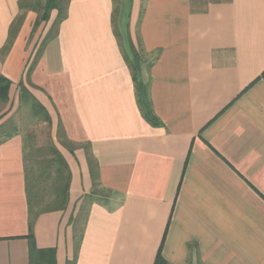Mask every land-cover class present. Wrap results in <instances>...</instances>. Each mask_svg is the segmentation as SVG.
I'll return each mask as SVG.
<instances>
[{"label":"crops","instance_id":"0c3cea01","mask_svg":"<svg viewBox=\"0 0 264 264\" xmlns=\"http://www.w3.org/2000/svg\"><path fill=\"white\" fill-rule=\"evenodd\" d=\"M19 4L0 0V52ZM114 10L70 0L38 57L28 12L0 60L10 100L23 81L49 112L72 173L37 248L57 264H264V0H119L118 36ZM1 135L0 264H29L24 138Z\"/></svg>","mask_w":264,"mask_h":264},{"label":"trees","instance_id":"16d2710c","mask_svg":"<svg viewBox=\"0 0 264 264\" xmlns=\"http://www.w3.org/2000/svg\"><path fill=\"white\" fill-rule=\"evenodd\" d=\"M113 1L115 4L113 24L115 26V34L118 36L117 16L119 0ZM69 4L70 0H20L19 15L10 26L7 42L0 54L5 56L11 51L14 42L23 27L28 12H33L37 15L32 32H34L42 23H49L53 18V14H55V17L52 26L58 31L60 25L67 18ZM56 34L53 37H46L45 44L50 39L54 38ZM130 67L133 72L139 105L141 106L146 119L149 122L156 124L157 120L153 116L148 103L146 86L138 78L140 72L139 61L135 60L131 62ZM11 86L12 82L5 76L0 75V102L5 104L9 103ZM18 87L20 105L32 110L37 115H41L43 117V124L51 129L52 122L47 109L32 96L23 81L19 83ZM2 128L3 125L0 126V131ZM1 134H3V132H0V135ZM12 136L13 134L5 137V139H9ZM28 140L29 139L26 138L23 139L26 192L29 209V234L27 235V239H29L30 242L29 264H57L55 250L37 248L34 237V226L41 215L67 209L70 197L71 173L67 161L56 146L51 134L49 135V144L45 148L48 155H38L39 159H42L40 162L38 158H35L33 153L28 151ZM40 151L41 149L38 150V152ZM35 166H37L38 169ZM98 194L99 192L97 190L94 191L90 199H93V197ZM100 197L106 198L108 195ZM155 264H167L161 257L160 253Z\"/></svg>","mask_w":264,"mask_h":264},{"label":"rangeland","instance_id":"374dc122","mask_svg":"<svg viewBox=\"0 0 264 264\" xmlns=\"http://www.w3.org/2000/svg\"><path fill=\"white\" fill-rule=\"evenodd\" d=\"M37 16V15H36ZM54 17L51 19L49 23H42L34 32H32L33 25H31V33L29 36L27 35V43L28 47H33L35 49V57H38L41 50L45 46L46 37H53L57 30L53 28ZM15 43V42H14ZM2 55H0V60L2 59ZM14 100H10L9 103H3L0 106V124H3V128L0 132H3L1 135V139L5 138L14 133H20L22 137L28 140V151L35 155V158L39 159V156L48 155L47 150H45L46 146L49 144V135H52V138L58 147L59 145H65V142L62 140V135L59 133L56 138L55 133L53 132V127L50 129L46 125L43 124V117L41 115H37L32 110L23 107L19 104L16 106ZM56 138V139H55ZM67 147V146H64ZM68 148V147H67ZM38 152V150H40ZM40 154H38V153ZM42 159H39V162ZM37 168V166H35ZM69 167V165H68ZM38 169V168H37ZM36 169V170H37ZM69 171L71 173V169L69 167ZM72 179V173H71ZM99 197L106 196L107 193L104 191H98ZM96 195V197L98 196ZM84 214H81L76 220V236L79 237L82 226H83V218ZM71 264V263H70Z\"/></svg>","mask_w":264,"mask_h":264}]
</instances>
